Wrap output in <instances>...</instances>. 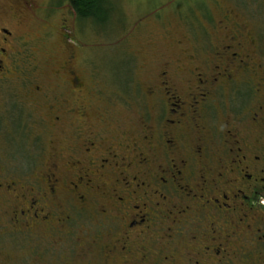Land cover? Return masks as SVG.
<instances>
[{
	"label": "flooded vegetation",
	"instance_id": "flooded-vegetation-1",
	"mask_svg": "<svg viewBox=\"0 0 264 264\" xmlns=\"http://www.w3.org/2000/svg\"><path fill=\"white\" fill-rule=\"evenodd\" d=\"M228 12L223 21L201 25L206 36L192 38L191 55L153 61L145 89L152 122L145 109L140 132L121 128L110 139L97 131L92 89L83 77L72 68L54 70L59 92L46 95L52 82L22 79L38 67L26 70L13 26L0 24V120L17 124L47 110L53 124L66 116L72 126L69 140L49 142L54 159L40 161L37 188L0 181V194L15 201L10 230L26 239L48 234L56 239L49 244L84 234L62 249L60 262L50 257L49 247L39 251L35 241L27 248L35 259L264 264V57L251 26L230 23ZM61 29L69 40L70 29ZM221 33L223 41L216 42ZM67 50L69 62L74 54ZM180 74H187L184 81ZM15 78L22 79L18 91L11 86ZM126 85L118 87L125 92Z\"/></svg>",
	"mask_w": 264,
	"mask_h": 264
},
{
	"label": "rangeland",
	"instance_id": "rangeland-1",
	"mask_svg": "<svg viewBox=\"0 0 264 264\" xmlns=\"http://www.w3.org/2000/svg\"><path fill=\"white\" fill-rule=\"evenodd\" d=\"M20 6L29 9L21 10ZM104 9L107 13L104 24L86 23L79 21L63 0H0V24L12 25L18 35L21 52L18 55L24 64L17 58L18 63L28 72L36 65L38 67L32 74L27 73L24 78L21 74L20 77L26 81L52 82L51 87H45V92L53 95L59 92L54 86H58L60 78H54L51 72L74 69L83 77L88 92L92 89L89 102L93 106L92 112L96 113L94 122L99 135H105L107 139L114 130L118 133L116 131L121 128L140 132L145 109L152 122L153 105L145 95L147 72L157 64L153 62L155 59H179L191 55V44H195L192 38L200 34L206 36L201 26L206 27L205 22L211 23V19L223 21L224 13L229 11L230 23L236 20L251 26V32L259 37L258 54L264 57V0H105ZM198 18L201 21L194 20ZM63 25L70 29L66 33L69 40L63 37ZM222 41L221 33L216 42ZM179 42L180 45L176 44ZM69 48L74 56L67 62ZM30 49L34 51L30 52ZM27 55L29 59L25 58ZM185 77L187 74H180L179 80L184 81ZM22 79H11L15 81L11 86H16V91L21 87ZM124 83L127 84L125 92L118 87ZM46 113L47 110H39L17 124L15 120H0V166L4 167L0 170V181L13 179L21 185L34 187L37 183L34 176L44 169L40 161L45 163L49 156L54 159L48 150L49 142L56 144L58 139H70L72 126L69 119L63 117L57 126ZM100 114L102 118L98 120ZM39 135L41 138L37 141ZM38 142L43 148L37 147ZM60 154L65 155L64 151ZM6 196L0 194V264H48L44 261L50 262L51 258L65 261L62 249L75 246L78 242L75 236L80 238L83 232L79 231L71 239L63 237L53 244L49 242L56 239L47 238L48 234L37 240L26 239L25 233L9 228L10 211L15 201L7 200ZM90 224L86 223L88 227ZM35 241L39 251L49 247L51 258L39 260L35 259V254L28 253L27 248ZM57 249L60 251L56 252Z\"/></svg>",
	"mask_w": 264,
	"mask_h": 264
},
{
	"label": "trees",
	"instance_id": "trees-1",
	"mask_svg": "<svg viewBox=\"0 0 264 264\" xmlns=\"http://www.w3.org/2000/svg\"><path fill=\"white\" fill-rule=\"evenodd\" d=\"M73 11L79 21L86 23H103L107 13L105 0H63Z\"/></svg>",
	"mask_w": 264,
	"mask_h": 264
}]
</instances>
